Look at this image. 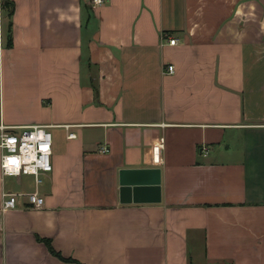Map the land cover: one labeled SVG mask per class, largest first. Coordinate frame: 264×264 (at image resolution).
Listing matches in <instances>:
<instances>
[{"label": "crops", "instance_id": "crops-1", "mask_svg": "<svg viewBox=\"0 0 264 264\" xmlns=\"http://www.w3.org/2000/svg\"><path fill=\"white\" fill-rule=\"evenodd\" d=\"M263 54L264 0H0V125L53 136L39 185L0 168V264H264Z\"/></svg>", "mask_w": 264, "mask_h": 264}, {"label": "built area", "instance_id": "built-area-1", "mask_svg": "<svg viewBox=\"0 0 264 264\" xmlns=\"http://www.w3.org/2000/svg\"><path fill=\"white\" fill-rule=\"evenodd\" d=\"M106 0H92L94 7L104 5ZM164 41L170 46H175L176 39L164 35ZM166 73L174 74V67H166ZM69 130V127H65ZM77 135L70 133L68 139H76ZM204 154H208V149L203 147ZM53 153V136L49 127L33 125L27 127H9L0 125V168L4 177L34 176L36 184L39 185L41 173H51ZM101 154H109L108 146L99 149ZM2 210L10 211L17 209L19 200H27L34 209H42L45 199L38 191L33 193L9 194L2 197Z\"/></svg>", "mask_w": 264, "mask_h": 264}, {"label": "water", "instance_id": "water-1", "mask_svg": "<svg viewBox=\"0 0 264 264\" xmlns=\"http://www.w3.org/2000/svg\"><path fill=\"white\" fill-rule=\"evenodd\" d=\"M6 2V1H5ZM148 173H158V170H139V171H121V203L127 204L132 202V196L143 194L144 191H160V178L157 180L149 179L148 176H144ZM147 184V185H145ZM148 186V187H138ZM152 186V187H149Z\"/></svg>", "mask_w": 264, "mask_h": 264}, {"label": "trees", "instance_id": "trees-1", "mask_svg": "<svg viewBox=\"0 0 264 264\" xmlns=\"http://www.w3.org/2000/svg\"><path fill=\"white\" fill-rule=\"evenodd\" d=\"M5 8L8 13V18H9V24H8V46L11 47L13 43V36H12V17L14 15V4L7 2L5 4Z\"/></svg>", "mask_w": 264, "mask_h": 264}, {"label": "rangeland", "instance_id": "rangeland-1", "mask_svg": "<svg viewBox=\"0 0 264 264\" xmlns=\"http://www.w3.org/2000/svg\"><path fill=\"white\" fill-rule=\"evenodd\" d=\"M264 55V54H263Z\"/></svg>", "mask_w": 264, "mask_h": 264}]
</instances>
